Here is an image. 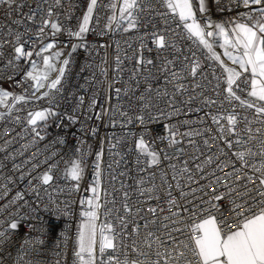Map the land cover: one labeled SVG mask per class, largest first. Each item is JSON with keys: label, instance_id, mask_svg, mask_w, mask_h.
<instances>
[{"label": "built area", "instance_id": "obj_1", "mask_svg": "<svg viewBox=\"0 0 264 264\" xmlns=\"http://www.w3.org/2000/svg\"><path fill=\"white\" fill-rule=\"evenodd\" d=\"M17 2L23 7L0 5V89L25 97L24 102L7 100L13 108L0 107V113L5 114L0 120V149H4L0 151V231L14 220L21 221L18 231L6 233L10 240L0 238V258L9 254L4 264H73L78 229L85 219L81 213L89 210L87 201L94 196L91 189L96 186L97 171L95 195L101 205L97 224L112 226L115 255L121 261L127 254L142 264L156 260L165 264L157 251L178 255L183 250L180 242H188L189 225L209 214L219 215L206 203L218 193L224 199L213 203H218L222 212L232 207L234 200L256 209L264 207L260 203L264 186L258 179L262 173L252 167L264 164V156L255 155L264 140V124L257 122L261 118L255 109L225 99L226 68L210 59L208 50L189 36L166 0H137L134 27L120 19L122 0H98L83 39L70 37L68 31L78 30L89 0ZM113 3L116 9L110 7ZM250 12L259 13L257 6L245 8L238 0H221L218 5L211 0L204 18L231 27L228 22H246L242 14ZM45 20L50 23L41 34ZM52 23H58L62 31L53 33ZM17 34L25 50L32 51L31 59L14 58ZM160 36L164 48L155 42ZM49 43L55 44L50 49L54 55L62 53L59 67L64 59L70 63L60 90L44 96L48 88L36 91L26 74L32 70V62L43 66L41 50ZM84 44L86 48L80 46ZM73 46H77L75 51ZM196 62L199 68L193 76L190 68ZM249 76L243 72L241 80ZM241 88L237 94L242 99H254L248 96V84ZM47 109L56 115L38 122L41 139L27 121L30 113ZM230 114L237 116L236 134L228 132L224 117ZM138 117H143V122ZM213 117L219 125L213 123ZM247 127L253 130L251 140ZM170 128L177 141L172 145L168 143ZM141 137L148 149L160 154L158 164L153 165L151 156L138 148ZM248 149L254 155L244 167L236 153ZM209 158L212 162L206 163ZM75 160L84 168L79 182L65 175ZM197 165L203 166V172ZM47 171L54 179L43 185L40 177ZM228 173H235L232 179ZM247 176H252L250 182ZM216 177L225 179L214 183ZM18 192L24 197L13 202ZM227 216L232 219L231 212ZM232 227L235 229V224ZM99 241L98 235V257ZM112 254L105 250V261Z\"/></svg>", "mask_w": 264, "mask_h": 264}, {"label": "snow or ice", "instance_id": "obj_2", "mask_svg": "<svg viewBox=\"0 0 264 264\" xmlns=\"http://www.w3.org/2000/svg\"><path fill=\"white\" fill-rule=\"evenodd\" d=\"M219 5L221 0H215ZM242 3L245 8H252V6H257L259 16H255L254 13L242 14L246 22H234L230 21L231 27H228L226 23H216L213 24L210 18L202 25L198 18L197 12L206 14L208 12V7L206 0H198V7L194 8L192 0H166L167 6L174 12H177L180 21L184 22V28L190 37L195 38L199 44L203 45L205 49L210 53V59L223 63L219 55L213 51V43L210 42L209 38L212 37H222L223 43L220 47L224 48V55L227 56L233 64L238 65L241 71H236L232 68H226L225 71L228 73L226 79V93L225 99L231 102L232 100L239 101L240 105L247 107L249 109H255L256 116L261 118L258 119V123L264 124V0H238ZM59 4L60 0H56ZM98 0H89L87 5V10L82 21L78 27V30H69L68 34L70 37L75 36L79 39H83L85 34L89 31L90 21L93 17L94 10L96 9ZM0 5H8L9 8L18 7L22 8L23 4H19L17 0H0ZM112 9H116V4L110 5ZM137 7V0H122V7L119 9L120 19H127L129 22V27L135 26V18L133 12ZM51 11L48 12V16H51ZM32 17L30 16L29 19ZM115 19V16L113 17ZM16 23H21L17 20ZM50 21L45 20L42 27L40 28L41 34L44 31V27L48 26ZM51 28L53 33L62 31L58 23H52ZM211 29V30H208ZM42 39V36H41ZM21 36L16 35V45L14 47L15 59L19 60L21 58L31 59L33 56L32 51H26L24 46L20 44ZM159 48L165 47L164 37L160 36L155 40ZM87 47L86 44L80 45ZM3 45L0 44V48ZM55 47L54 43H49L43 47L41 52H48L49 49ZM77 46H73V51ZM39 55V53H38ZM62 55L61 52H56L55 57L53 56H43L42 62L44 69L43 71L38 70V65L35 62L31 64V71L26 74V79H31L34 82L36 91H39L43 87H47L48 91L43 95L48 96L52 90L59 91L61 86V81L64 78L65 71L70 61L64 59L60 63L62 67L57 68L53 59H57ZM187 59V58H186ZM143 63V60L140 61ZM148 64L152 61L148 60ZM11 65L12 61H8ZM199 68V63L196 62L191 66L190 72L193 76L197 74ZM55 71L57 76L55 79H50V74ZM243 72L250 74L244 80H241V75ZM174 75H176L174 73ZM242 84H248L250 90L248 91V96L254 98L252 100L242 99L237 93L243 91L241 88ZM117 89V93H119ZM12 99L15 102H24V96H14L12 93L6 90L0 89V107L13 108V105L6 103L7 100ZM82 102V101H81ZM95 103V101H93ZM11 115L9 111L7 113ZM4 113H0V120L4 119ZM56 115L51 111V109L37 111L35 113H30L27 123L32 127L33 132L37 137L41 139L40 131L37 130L38 122H47L49 117ZM99 118V116H97ZM228 122V132L231 134H236L237 126V116L235 114H230L224 117ZM72 120V117H69ZM139 122H143V117L137 118ZM247 121V117H244ZM18 120V118H17ZM130 122V121H129ZM213 123L219 125L220 121L213 117ZM252 121H248L250 125ZM5 132L8 129L4 130ZM14 131V129H13ZM221 132H224V128H220ZM246 131L249 133V140L253 139L252 128L247 127ZM170 137L168 139L169 145L177 143L174 134L169 129ZM257 134H260V130H256ZM190 135V134H189ZM237 143H241L238 139ZM10 143V142H6ZM246 143V142H245ZM209 144L205 141V145ZM228 147L231 148L232 144L228 143ZM138 148L141 152L146 153L151 156V163L153 165L159 163V153L148 149L145 140L141 137L138 143ZM4 149H0L3 151ZM98 154L97 160L100 159ZM254 155L251 149L245 152L236 153L237 159L243 162L244 167H248L247 158ZM255 155L264 156V140H261V146L258 153ZM14 159V157H11ZM211 158H209L206 163H211ZM16 170H19V166H15ZM255 171L261 172V176L258 177L260 185L264 186V164H261L260 168H256L252 165ZM96 168H99V163L96 164ZM197 170L203 172V166L197 165ZM223 170V166H221ZM84 168L82 167V162L80 160L73 161V164L69 170L66 171L65 175L70 176L73 181L79 182L83 178ZM235 173H228V179H232ZM215 176V173H212ZM97 180L95 182L96 186H93L91 191L94 196L92 199L87 201L88 209L81 213L85 218L80 226L77 234L76 240V251L74 252L73 264H142L139 260L129 259L127 254L125 258L121 261L116 255V244L115 236L110 224L99 225L98 220V210L101 205L99 203L98 196L95 195L98 191L99 186V176L100 172H96ZM23 179V176H21ZM54 179L50 171L45 172L41 177V183L43 185H48ZM206 179V178H205ZM224 177H216L214 183H222ZM246 179L250 182L252 176H247ZM211 187V185H209ZM215 189H213L214 191ZM24 193L18 192L14 201L23 199ZM224 199V195L218 193L217 195L211 197L210 200L206 201L212 208H215L219 215L209 214L202 220H199L189 227L191 228V233L188 237V242L183 244V250L178 251V255L173 256L170 252L157 251L156 255L158 257L165 258V264H169L168 258L176 261V264H180V259L183 258V264H264V207L258 209L254 208L253 205H248L246 203H239L235 200L232 201V207L228 208L226 211H220L218 203H213V201H220ZM260 203L264 204V200ZM243 209L244 211H240ZM62 211V210H61ZM187 211V209H185ZM211 211V209H210ZM232 213V219H228L227 213ZM155 215V213H153ZM168 219V218H166ZM235 224V229L232 225ZM21 226V221H12L9 223L8 229L0 231V238L3 241L10 240L11 237L6 235L7 232L18 231ZM147 225H145L146 227ZM107 230V234L105 231ZM175 231H180L181 229L176 228ZM138 231V229H137ZM99 235V257L97 255V236ZM27 242V241H26ZM37 243L42 244V240H37ZM151 247V244L148 245ZM105 250H112L113 254L107 257V261L104 259ZM139 255H143L137 249ZM8 253H5L4 257L0 258V264H4V260L7 259ZM190 257H194L195 260ZM153 264H160L159 260L153 262Z\"/></svg>", "mask_w": 264, "mask_h": 264}, {"label": "crops", "instance_id": "obj_3", "mask_svg": "<svg viewBox=\"0 0 264 264\" xmlns=\"http://www.w3.org/2000/svg\"><path fill=\"white\" fill-rule=\"evenodd\" d=\"M194 8L198 7V0H194L192 1ZM207 3V7L208 10L210 8L211 5V0H206ZM255 16H259V13H257ZM197 18L199 20V22L203 25L207 19L204 18V15L202 16V14H200L199 12H197ZM213 22V24H216L215 21L211 20ZM239 22H243V21H239ZM211 30V29H208ZM211 42L213 43V51L220 56L221 61L223 62V66L225 68H232L235 69L236 71H241L238 67V65L233 64L230 60H228L227 56L224 55V48L220 47V45L223 43V38L216 36V37H212L210 38ZM228 75V73H227Z\"/></svg>", "mask_w": 264, "mask_h": 264}, {"label": "rangeland", "instance_id": "obj_4", "mask_svg": "<svg viewBox=\"0 0 264 264\" xmlns=\"http://www.w3.org/2000/svg\"><path fill=\"white\" fill-rule=\"evenodd\" d=\"M209 40H210V42H211V39H210V38H209ZM44 56H53V57H55V55L50 51V49H49L48 52H44ZM52 63H54V64L56 65L57 68H59V59H58V60H57V59H53ZM43 69H44V66H42V67H39V66H38V70H39V71H43ZM56 75H57V73H56L55 71H53V72L50 74V79H55ZM45 87H46V86H45ZM45 87L41 88L39 91L43 90ZM80 224H81V223H80ZM78 231H79V229H78Z\"/></svg>", "mask_w": 264, "mask_h": 264}]
</instances>
